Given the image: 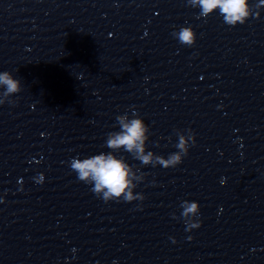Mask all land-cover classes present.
Instances as JSON below:
<instances>
[{
  "label": "clouds",
  "instance_id": "obj_1",
  "mask_svg": "<svg viewBox=\"0 0 264 264\" xmlns=\"http://www.w3.org/2000/svg\"><path fill=\"white\" fill-rule=\"evenodd\" d=\"M188 6L198 8V19H207L210 15L218 13L223 22L230 27L238 24L243 25L250 17L259 18V11H254L250 0H186ZM264 6V0H260L255 7L259 9ZM179 44L192 47L196 43L197 34L191 26H181L172 32ZM0 105L4 103L14 104L11 100L14 94L21 91V81L14 78L8 72H0ZM119 126L118 131L109 132L106 136L105 147L111 151L100 152L87 158H73L70 168L76 174L77 179L86 185H90L91 191L101 198L105 203L110 201L132 203L143 201L142 193H135L138 184L144 180V174L139 168H134L123 157L117 156L118 152H127L133 159L144 166H162L165 169L175 168L183 162V158L189 153L190 147L195 145V134L191 129L181 131L175 130L178 142L175 145L177 151L170 153L167 158L157 155L146 149L149 140V127L145 121L133 111L130 118L127 113L116 117ZM37 184H43L45 176L43 173L34 177ZM223 184L224 181L222 180ZM3 199L0 198V203ZM179 207L182 209L180 217L186 225V231L198 229L201 226L200 204L196 201L184 200ZM173 219H177L175 213ZM176 243L175 238H170ZM192 239L191 236L188 237ZM75 251V250H73Z\"/></svg>",
  "mask_w": 264,
  "mask_h": 264
}]
</instances>
